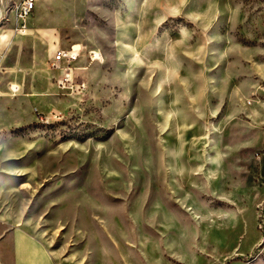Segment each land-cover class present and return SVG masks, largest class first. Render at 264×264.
Masks as SVG:
<instances>
[{"label":"rangeland","instance_id":"374dc122","mask_svg":"<svg viewBox=\"0 0 264 264\" xmlns=\"http://www.w3.org/2000/svg\"><path fill=\"white\" fill-rule=\"evenodd\" d=\"M12 27L0 264L15 225L55 264H264V0H36Z\"/></svg>","mask_w":264,"mask_h":264},{"label":"built area","instance_id":"2783aa9c","mask_svg":"<svg viewBox=\"0 0 264 264\" xmlns=\"http://www.w3.org/2000/svg\"><path fill=\"white\" fill-rule=\"evenodd\" d=\"M2 3V0H0ZM36 0H7L5 6L0 4V23L13 24V30L19 34H25L28 31L27 19L35 8ZM72 45L70 48H62L55 51L51 60L53 68H60L65 64L63 71L65 72L60 79V83L65 84L70 78L71 64L79 55V48ZM19 89L17 84H11L10 90L16 92Z\"/></svg>","mask_w":264,"mask_h":264},{"label":"crops","instance_id":"0c3cea01","mask_svg":"<svg viewBox=\"0 0 264 264\" xmlns=\"http://www.w3.org/2000/svg\"><path fill=\"white\" fill-rule=\"evenodd\" d=\"M44 76L47 77V71ZM27 78L32 84H40L39 89L42 90V69H28ZM12 264H55V262L43 241L25 225H15L12 230Z\"/></svg>","mask_w":264,"mask_h":264},{"label":"bare ground","instance_id":"6f19581e","mask_svg":"<svg viewBox=\"0 0 264 264\" xmlns=\"http://www.w3.org/2000/svg\"><path fill=\"white\" fill-rule=\"evenodd\" d=\"M6 37V34H0V40L2 39V38H5Z\"/></svg>","mask_w":264,"mask_h":264}]
</instances>
